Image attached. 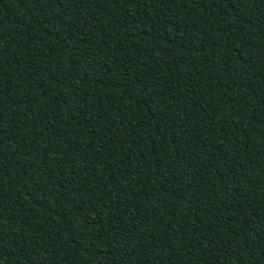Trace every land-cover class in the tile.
<instances>
[{"label":"trees","instance_id":"obj_1","mask_svg":"<svg viewBox=\"0 0 264 264\" xmlns=\"http://www.w3.org/2000/svg\"><path fill=\"white\" fill-rule=\"evenodd\" d=\"M264 264V0H0V264Z\"/></svg>","mask_w":264,"mask_h":264},{"label":"snow or ice","instance_id":"obj_2","mask_svg":"<svg viewBox=\"0 0 264 264\" xmlns=\"http://www.w3.org/2000/svg\"><path fill=\"white\" fill-rule=\"evenodd\" d=\"M38 264H43V261H42V260H41V261H39V262H38Z\"/></svg>","mask_w":264,"mask_h":264}]
</instances>
